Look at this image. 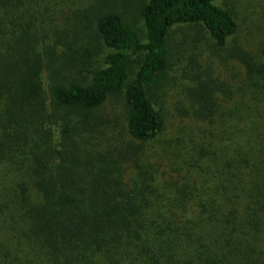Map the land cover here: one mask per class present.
Returning a JSON list of instances; mask_svg holds the SVG:
<instances>
[{"label": "trees", "instance_id": "1", "mask_svg": "<svg viewBox=\"0 0 264 264\" xmlns=\"http://www.w3.org/2000/svg\"><path fill=\"white\" fill-rule=\"evenodd\" d=\"M64 1L0 0V264H264L262 61L247 85L223 89L210 167L185 183L160 165L148 174L131 142L113 156L98 113L119 98L128 138L155 139L172 28L201 25L223 47L231 12L217 0H93L81 13L109 49L102 66L99 48L77 56L67 42L56 69L61 41H48ZM77 59L82 72L65 75ZM207 91L195 93L205 114Z\"/></svg>", "mask_w": 264, "mask_h": 264}, {"label": "rangeland", "instance_id": "2", "mask_svg": "<svg viewBox=\"0 0 264 264\" xmlns=\"http://www.w3.org/2000/svg\"><path fill=\"white\" fill-rule=\"evenodd\" d=\"M92 3L93 0H65L57 8L58 21L48 41L54 44L60 38L63 43L56 46L59 61L55 64L56 69L59 64L63 66L61 53L67 42L74 45L77 56L83 47L99 48V54L92 59V67L102 66L109 49L96 35L94 22L82 19L84 13H81ZM215 4L231 12L237 31L223 47H218L201 25L181 24L172 28L170 66L161 79L160 89L152 95L164 115L163 129L155 139L140 146L128 138L124 108L119 98L110 99L98 111L104 119L100 127L106 128L109 152L115 156L120 153L121 146L133 143L140 148L135 150L138 163L153 177L159 165L179 183L191 180L190 176L205 174L200 166L208 167L209 158L215 152V125L222 116L218 111H223V106L230 102L221 103L225 98L223 89L232 84L243 86L244 79V86L247 85V66L258 64L257 61L264 63V0H217ZM130 18L134 27L143 32L142 21ZM74 63L63 72L77 78L82 66L78 59ZM48 75L44 73L45 83ZM202 86H206L210 98L213 96L214 107L209 114L199 111L201 102L195 96ZM54 133L58 138V127H54Z\"/></svg>", "mask_w": 264, "mask_h": 264}]
</instances>
